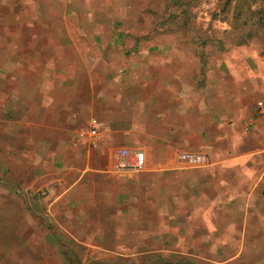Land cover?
I'll return each mask as SVG.
<instances>
[{
  "label": "crops",
  "instance_id": "crops-1",
  "mask_svg": "<svg viewBox=\"0 0 264 264\" xmlns=\"http://www.w3.org/2000/svg\"><path fill=\"white\" fill-rule=\"evenodd\" d=\"M48 2L75 0H0V211L12 221L0 244L57 264L65 244L94 260L264 264V46L212 61L201 47L142 46L127 66L120 50L97 65L95 48L37 44L17 26L71 16L40 11ZM91 118L104 122L94 144ZM119 149L142 152L144 169L115 171ZM183 152L205 163L187 167Z\"/></svg>",
  "mask_w": 264,
  "mask_h": 264
},
{
  "label": "rangeland",
  "instance_id": "rangeland-1",
  "mask_svg": "<svg viewBox=\"0 0 264 264\" xmlns=\"http://www.w3.org/2000/svg\"><path fill=\"white\" fill-rule=\"evenodd\" d=\"M48 3L43 4L40 11L49 14L65 11L71 16L63 22L52 20L50 15V20L25 23L18 21L17 26L34 31L37 37L33 40L37 44L48 38L67 41L68 36L72 43L90 49L95 48L96 64L105 63V53L117 57L120 50L126 56L122 63L127 66L131 61L128 57L140 55L138 48L160 44L201 47L208 52L210 61L217 59L222 52L231 51L234 46L253 44L264 46V25L260 22V19L264 18V0H75L74 4L66 7L62 3L60 5ZM46 30L49 31L50 37L44 38ZM55 31L66 32V36L55 37L53 35ZM112 65L122 67L121 62L114 59ZM1 203L6 206L12 205L9 199ZM10 214L0 211V242L7 240L3 236H8L5 234L8 230L4 228L11 225ZM31 216L32 213L27 210L19 212L12 220L24 223ZM11 248L14 251L9 253L8 250ZM62 248L64 264L155 263L153 254L148 253L149 251L143 256H133L140 259L94 260L89 257L86 247L65 244ZM15 250L16 245L0 244V264H57L54 260L40 261L35 256L42 252L40 249L26 261L21 260L24 253L19 255ZM72 250L81 260L74 259ZM145 250L149 249L145 247ZM97 256L105 257L106 254Z\"/></svg>",
  "mask_w": 264,
  "mask_h": 264
},
{
  "label": "built area",
  "instance_id": "built-area-1",
  "mask_svg": "<svg viewBox=\"0 0 264 264\" xmlns=\"http://www.w3.org/2000/svg\"><path fill=\"white\" fill-rule=\"evenodd\" d=\"M104 133V122L98 118H91L87 129L82 135H87L91 139V143L100 138ZM181 162L187 167H200L205 163L203 154L196 152H183L178 155ZM114 169L117 172H139L144 169L145 157L140 151L130 154L126 149L116 150L113 154Z\"/></svg>",
  "mask_w": 264,
  "mask_h": 264
},
{
  "label": "trees",
  "instance_id": "trees-1",
  "mask_svg": "<svg viewBox=\"0 0 264 264\" xmlns=\"http://www.w3.org/2000/svg\"><path fill=\"white\" fill-rule=\"evenodd\" d=\"M260 22L262 23V25H264V18L260 19ZM154 264H175L172 263V261L170 259H156Z\"/></svg>",
  "mask_w": 264,
  "mask_h": 264
},
{
  "label": "water",
  "instance_id": "water-1",
  "mask_svg": "<svg viewBox=\"0 0 264 264\" xmlns=\"http://www.w3.org/2000/svg\"><path fill=\"white\" fill-rule=\"evenodd\" d=\"M32 208L37 213V215H40L41 214L42 209L40 208L39 205H34Z\"/></svg>",
  "mask_w": 264,
  "mask_h": 264
}]
</instances>
